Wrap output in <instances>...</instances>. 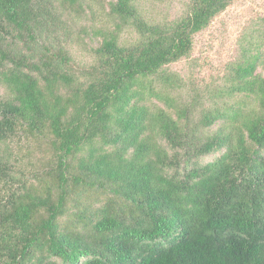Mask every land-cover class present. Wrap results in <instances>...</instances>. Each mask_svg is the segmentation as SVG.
<instances>
[{"label": "trees", "instance_id": "obj_1", "mask_svg": "<svg viewBox=\"0 0 264 264\" xmlns=\"http://www.w3.org/2000/svg\"><path fill=\"white\" fill-rule=\"evenodd\" d=\"M173 1L0 0V264H264V17L201 86Z\"/></svg>", "mask_w": 264, "mask_h": 264}, {"label": "rangeland", "instance_id": "obj_2", "mask_svg": "<svg viewBox=\"0 0 264 264\" xmlns=\"http://www.w3.org/2000/svg\"><path fill=\"white\" fill-rule=\"evenodd\" d=\"M104 1L106 0L103 3ZM99 2H96L97 9L93 17L98 23H102L108 17ZM146 6L153 7L149 2ZM154 8L161 16H172L183 6L181 0H174L157 4ZM262 16L264 17V0H235L206 29L196 34L191 57L172 64L171 68L201 86L215 81L223 73L227 62L233 58L237 39L244 25ZM126 36H130L129 31ZM73 41L77 59L89 60L87 46L84 43L76 44L75 38Z\"/></svg>", "mask_w": 264, "mask_h": 264}]
</instances>
